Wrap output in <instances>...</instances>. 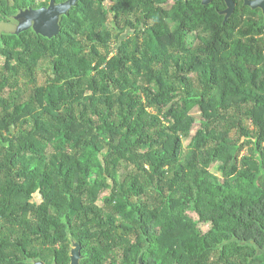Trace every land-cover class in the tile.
Listing matches in <instances>:
<instances>
[{
	"label": "trees",
	"instance_id": "1",
	"mask_svg": "<svg viewBox=\"0 0 264 264\" xmlns=\"http://www.w3.org/2000/svg\"><path fill=\"white\" fill-rule=\"evenodd\" d=\"M41 1L0 0V23ZM168 1L80 0L55 35L28 18L0 35V64L34 85L0 99V264H72L75 244L81 264H191L231 252L236 223L264 221V19ZM233 109L257 127L232 124L244 144L221 129Z\"/></svg>",
	"mask_w": 264,
	"mask_h": 264
},
{
	"label": "rangeland",
	"instance_id": "2",
	"mask_svg": "<svg viewBox=\"0 0 264 264\" xmlns=\"http://www.w3.org/2000/svg\"><path fill=\"white\" fill-rule=\"evenodd\" d=\"M41 3H45L46 5L43 6V8H50L52 1L51 0H42ZM114 3H112L111 1H107L105 4V9L107 11H109L108 13V19H107V23H106V29L108 31L111 32V34L113 35V42L115 41V38L117 36V34L119 33V30L116 26V24L114 23V16L113 14L110 12V8L112 7ZM173 2H169L167 5H165V9L169 10L170 7H172ZM236 12V10H235ZM234 12V13H235ZM226 14V18L231 19V16H228V13L225 12ZM241 15H245L247 18H249L250 13L245 11L242 12ZM258 18L263 17V14H259L258 16H256ZM27 20V17H25V13L24 12H17L15 13L13 16L9 17L7 22H2L0 23V35L2 34H9L11 33L12 30L21 28V25H25L27 23H25V21ZM246 21V20H245ZM34 24L35 22L32 21L29 25V27L34 28ZM172 24V23H171ZM246 24L244 23L242 26H240L236 31H235V35H241L242 32L246 31L247 28L245 26ZM174 27V25H173ZM190 44L194 47H198L201 45V41L197 38V36H193L190 40ZM48 69V65L47 64H42L38 70V78L37 81L38 83L42 84L44 82H46V74H45V70ZM162 69V68H161ZM193 76V75H191ZM7 81V86L5 87L4 91L0 94V99H2L5 103L6 102H10V101H14L17 97H21L20 100L25 101L27 99H29V97H31L32 92H33V84H29L28 79L24 76V74H20L17 76H13L9 71H7L4 67V64L1 63L0 64V84ZM1 111V108H0ZM191 116L194 117L198 122L201 120L202 118V113L200 111V109L197 107L195 109L192 110L191 112ZM225 119L222 121V127L221 129L223 130H231V137L233 140L237 141V142H242V144H244V141H241V132L238 128H233L232 124L233 123H242L244 125V127H246L248 130H250L251 132H255L257 131V127L254 125L253 121L250 119L249 115H247V110H239V109H233L230 111V113H228L227 115H225ZM185 143V147H187L189 145V141L184 140ZM254 146L251 145H246V148L244 150V153L242 155V158L247 157L250 155L251 149H253ZM211 173L218 179V181H222V175L218 172V168L217 165H214L212 167ZM136 197L141 195V190L139 188L136 189ZM109 194L108 193H102L99 196V201H98V207L99 208H105L106 204L105 201L106 199H108ZM146 199H148L149 201H151V197L148 196H144ZM38 199H40V196H38ZM190 217L195 220L198 221V218L195 214H190ZM203 233H206L209 228L208 226H203L201 227ZM74 249V247H73Z\"/></svg>",
	"mask_w": 264,
	"mask_h": 264
},
{
	"label": "flooded vegetation",
	"instance_id": "3",
	"mask_svg": "<svg viewBox=\"0 0 264 264\" xmlns=\"http://www.w3.org/2000/svg\"><path fill=\"white\" fill-rule=\"evenodd\" d=\"M170 1L173 2L174 5L175 0H169L168 3ZM197 1H201L203 3L202 0ZM247 1L255 0H235L236 12L233 15H237V18L242 19L244 22L245 20L260 22L264 19V9H253L247 4ZM214 2H217L218 5H222V7L224 5L223 9H220V15L226 17L225 12L229 9L227 2L225 0H212L210 4ZM165 5H163V7H165ZM245 11L250 13L251 16H249V18L245 15H241L242 12ZM259 14H263V17L256 19V16ZM236 225L242 228V230L233 232L234 235L230 239V249H232L231 252H213L210 254H202L196 262L191 264H264V221L248 220L238 222ZM237 233H239V235H237Z\"/></svg>",
	"mask_w": 264,
	"mask_h": 264
},
{
	"label": "water",
	"instance_id": "4",
	"mask_svg": "<svg viewBox=\"0 0 264 264\" xmlns=\"http://www.w3.org/2000/svg\"><path fill=\"white\" fill-rule=\"evenodd\" d=\"M80 0H69L66 3L57 5L55 2H52L50 8H42L38 11H30L27 14L28 24L32 21L35 22L34 27L37 28L39 32L44 34L55 35L60 31V22L62 15L68 13L70 9L75 6ZM189 1V0H187ZM203 5H208L212 0H202ZM229 9L226 11L228 16L234 14L236 10L235 0H225ZM247 4L251 6L253 9L262 8L264 9V0H255V1H247ZM228 20V18H227ZM81 247L79 244L74 245V249L72 251V264H81L82 254Z\"/></svg>",
	"mask_w": 264,
	"mask_h": 264
}]
</instances>
